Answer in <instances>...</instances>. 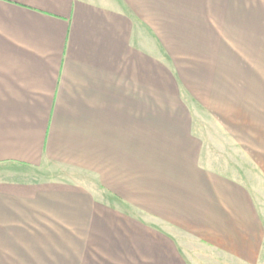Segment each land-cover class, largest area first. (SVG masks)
Returning <instances> with one entry per match:
<instances>
[{
    "label": "crops",
    "instance_id": "1",
    "mask_svg": "<svg viewBox=\"0 0 264 264\" xmlns=\"http://www.w3.org/2000/svg\"><path fill=\"white\" fill-rule=\"evenodd\" d=\"M0 264H264V0H0Z\"/></svg>",
    "mask_w": 264,
    "mask_h": 264
},
{
    "label": "rangeland",
    "instance_id": "2",
    "mask_svg": "<svg viewBox=\"0 0 264 264\" xmlns=\"http://www.w3.org/2000/svg\"><path fill=\"white\" fill-rule=\"evenodd\" d=\"M224 146H225V148H228V145L226 144V143H224ZM228 150V149H227ZM230 152V151H229ZM227 160H229V159H227Z\"/></svg>",
    "mask_w": 264,
    "mask_h": 264
}]
</instances>
